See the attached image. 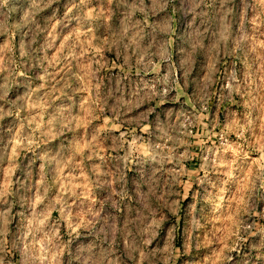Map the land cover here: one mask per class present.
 Masks as SVG:
<instances>
[{"label":"rangeland","instance_id":"obj_1","mask_svg":"<svg viewBox=\"0 0 264 264\" xmlns=\"http://www.w3.org/2000/svg\"><path fill=\"white\" fill-rule=\"evenodd\" d=\"M49 6L44 8L37 19L41 27L47 24L46 31L38 32L33 41V47L43 57L45 53L49 59H44L43 65L33 64L30 70L24 67L19 70L16 82L8 90V100L24 104V109L14 110L10 104L0 101V236L5 240L18 231L26 229L27 217L30 216L27 204L22 203L24 197H31L36 207H42L41 193L54 197V193L64 192L66 186L79 192L82 200H90L92 204L100 202L102 197L115 194L120 191L119 186L111 172H114L115 152L109 149L110 141L98 142L89 135L93 125L98 126L101 135L114 132L119 135L124 125L117 124L111 115L109 108H103V117L97 116L96 120L88 122L90 113L94 114L97 105L104 99L106 92L122 87L125 94H130L135 87L138 76L151 77L158 72H165L166 65L159 56H170L173 69L177 75H182L178 66L183 63L192 75L200 70L201 63L206 62L207 70L212 69L213 52L204 55L202 46L211 50L215 40H209L202 36V28L197 26L201 17L185 11L192 6L193 0H170L166 9H162L155 16H142L133 12V18H139L146 25H156V33L153 36H142L138 39L141 48L148 50L154 56L155 65L150 71L140 73L135 67V57L131 59L129 66L125 64L123 56H117L115 49H106L103 44L97 43V39L103 40L108 33L110 25L121 22L128 3L131 0H84L91 23L80 26L76 17L80 9L74 7L69 0H45ZM199 3L196 11L203 9L209 17L212 27L209 31L219 34L223 27L227 28V46L234 48L236 55L221 53L223 57L214 79L213 100L209 105V111L204 113L205 124L211 139L202 135L200 128L192 129L191 151L183 153V167L181 181L174 185L179 190V197L175 193L169 199V209H166L167 217L160 223L157 237H164L160 248H153L158 255H165L171 248L173 254L170 259H162L160 264H264V182L256 181L261 189L257 191L251 187L253 177L260 171H264V117L261 118L259 129L249 132L240 112L247 107L242 103L239 94H234L231 103L225 101L217 110V104L221 94H227L228 80L224 70L230 65H244L253 70L264 69V16L250 6V3L264 4V0H195ZM15 8L10 14L0 12V43L6 42L7 34L2 29L14 21H18L28 8V0H12ZM131 11V9H128ZM49 17L52 19L48 20ZM171 17V20H169ZM193 22L191 27L189 22ZM55 34V35H53ZM248 39L238 43L241 37ZM12 39L19 41L17 33H13ZM2 54V52H0ZM74 55L80 60L85 56H95V61L89 60L86 65L88 70L94 71L99 65H104L96 73L100 83L93 78L87 87H82L76 81L61 87L56 80L63 75L65 62H70L69 67L76 65ZM145 59H148L145 56ZM51 60V63H49ZM53 73V79L46 82L44 69ZM5 71H0V85L4 84ZM264 79V74L261 75ZM63 83V82H61ZM43 85V87H41ZM55 85V87H53ZM95 85V90L93 89ZM75 89V91H74ZM4 88L0 87V95ZM97 93L99 96H97ZM51 94L52 99H47ZM180 100L189 107L190 93L183 90V82L177 81L176 99L165 101V104L178 103ZM108 103H114L111 96ZM160 107V105H157ZM236 113L234 120L229 123L225 118L227 111ZM255 115V113H253ZM61 118L72 120L75 118L76 127L67 128L57 133ZM213 118L219 121V127L207 125V119ZM225 125L233 130L227 131L229 147L227 149L233 156L228 161L221 160L218 169L231 167L232 177L238 174L236 165L240 163L236 159L240 155V149L233 143L240 139L238 131L244 132L245 137L251 136L249 147L252 151H246L243 155V174L233 184L231 180L220 182L221 187L213 185L217 177H227L224 171L208 172L213 183L208 185L207 191H222L224 195L219 197V202L213 204L206 196L203 182L196 179L204 175L201 167L205 161L201 158L204 145L218 143V134ZM51 127V131L48 128ZM139 131H145L140 129ZM41 133L42 138H39ZM77 136L76 146V170L72 171L63 164L67 145ZM89 141L95 145L90 147ZM29 145V146H25ZM140 149L147 155V145L141 144ZM88 156L87 162L84 159ZM105 156L109 160H105ZM104 161V163H101ZM95 162L99 165L100 179L105 178L110 182L108 185L98 184L95 177L90 176L86 170V163ZM71 163V157H69ZM169 165L172 164L170 160ZM126 172V188L132 187V177L137 175L135 160L128 161ZM178 168L167 167L161 174L157 172L159 189L167 192L170 177ZM54 172H58L55 181L52 180ZM46 184L50 187L45 188ZM65 194H67L65 192ZM131 193H129L130 195ZM75 207L78 201L73 198L69 201ZM10 209V211H9ZM217 209H220L218 212ZM91 211V209H88ZM85 209L77 210L79 221L65 222L62 226L64 231L71 229L76 241L86 239L82 233L89 230L84 227L87 217ZM97 212L96 215H100ZM55 209L48 211L49 218L57 216ZM72 213H69L71 218ZM89 223H91L89 221ZM242 223L255 224L256 227L244 232ZM197 224L205 225L198 228ZM240 231L237 232V228ZM240 236L238 243H234ZM154 238V240L156 239ZM154 241H149L153 244ZM76 244L69 241L61 249V261L75 250ZM9 255L18 259V254L10 250ZM143 255V253H141ZM54 264V261L52 262Z\"/></svg>","mask_w":264,"mask_h":264},{"label":"clouds","instance_id":"obj_2","mask_svg":"<svg viewBox=\"0 0 264 264\" xmlns=\"http://www.w3.org/2000/svg\"><path fill=\"white\" fill-rule=\"evenodd\" d=\"M74 7L80 9L79 15L76 17L81 27L90 24V18L84 10L87 4L84 0H69ZM127 2V0H125ZM202 2V0H201ZM170 0H131L125 10L123 20L109 26L107 36L97 43L112 50L115 49L117 56H123L125 64L130 67L131 59L135 57V67L139 68L140 73L148 72L155 65L154 56L148 50L140 47L138 39L142 36H153L156 33V25H146L142 19L133 18L132 13L138 12L142 16H155L162 9H166ZM48 2L45 0H28V8L24 15L2 29V33L7 34L6 42L0 43V71H5L4 84L0 87L4 88V92L0 95V101H4L11 105L14 110L20 111L24 109L23 103L17 101H9L8 90L11 85L16 82L21 67L25 71L30 70L33 64L37 66L43 65L44 59H49L47 54L41 57L33 47V41L38 32L46 31L47 24L41 27L37 19L39 13L46 7ZM200 5L193 0L192 6L186 11L195 16L201 17L197 26L202 28V36H206L210 41L215 40L214 47L209 50L206 46H202L204 55L207 56L209 51L213 52L212 69L207 70L206 62L201 63L200 70L195 74H187L188 70L181 62L178 64L182 75L178 76L173 69L170 56H159V59L165 63L166 71L158 72L151 77L138 76L135 87L130 94H125L122 87L106 92L104 99L97 105L94 114L90 113L88 122L96 120L97 116L103 117L105 114L102 109L109 108L113 120L117 124L124 125L123 131L119 135L114 132H107L101 135L98 126L93 125L89 131V135L93 136L98 142L103 143L110 141L109 149L115 152L114 172L110 174L114 176L120 191L115 194H108L102 197V204L97 202L92 204L90 200H82L79 192H74L72 188H65L64 192L54 193V197L47 194V191L41 193L42 207H36L31 197H24L22 203L27 204L30 210V216L27 217L28 224L25 230L12 234L8 240L0 236V264H62L61 249L68 245L69 241L76 244L75 250L71 252L64 260L63 264H160L162 259H170L173 250L169 248L165 255H158L153 252V248H160L164 237H157L159 225L167 217L166 209H169V199L175 193L179 197V190L174 185H178L181 181V174L185 171L183 167H178L183 163V153L191 151L193 128H200L202 135L207 139H211L208 134V128L204 127V113L209 111V105L213 100V89L215 87L214 75L219 72L218 67L222 60L221 53L228 55H236L234 48L227 46V28L217 34L216 31H209L212 27L209 22L208 14L201 9L196 11ZM256 11L264 16V4L250 3ZM131 9V11H128ZM15 11L12 0H0V12L10 14ZM52 17H49L50 20ZM171 20V17H169ZM193 22H189L191 27ZM13 33H17L20 37L19 41L12 39ZM55 35V34H53ZM246 36L241 37L238 43L247 40ZM145 56L148 59H145ZM76 65L69 67L70 62H65L63 75L56 80V84L62 88L70 82L76 81L79 86L87 87L88 82L93 78L96 83L101 81L96 77V73L104 65H99L94 71L88 70L86 65L89 60L95 61V56H85L80 60L78 55H74ZM51 63V60H49ZM225 77L228 80L227 94H221L217 110L225 101L232 102L233 95L239 94L242 103L247 107L240 112V117L247 126L249 132L255 131L261 126V118L264 117V69L253 70L250 66L245 67L230 65L224 70ZM46 82L53 79V73L47 68L44 69ZM183 82V90L190 93V103L194 107H189L184 100L178 103L165 104V101L176 99L177 81ZM63 82V83H61ZM43 87V85H41ZM55 87V85H53ZM95 90V85H93ZM75 91V89H74ZM97 96L99 94L97 93ZM111 96L114 103H108V97ZM47 99H52L51 94ZM160 105V107H157ZM255 113V115H253ZM236 113L229 110L225 113V118L231 123ZM60 125L57 133L65 131L67 128H75V118L67 120L61 118L58 121ZM207 125L219 127V121L213 118L207 119ZM145 129V131H139ZM233 130L225 125L218 134V143L212 145H204L201 158L205 161L201 167L204 169L203 176H197L196 179L202 181V186L207 194L206 198L213 204L219 202V197L224 195L222 191H207L208 185L213 183V179L209 177L208 172L224 171L228 173L227 177H217L214 187L219 189L222 181L231 180L234 184L239 176L243 174V155L246 151H252L249 147L251 144V136L245 137L244 132L238 131L240 139L233 143L240 149V155L236 157L240 161L236 165L238 174L232 177L231 167L218 169L221 160L228 161L233 159L229 147V138L227 131ZM51 131V127L48 128ZM41 133L39 138H42ZM77 136H73L72 141L67 145V152L63 158V164L67 165L70 170H76L77 153ZM90 147L95 149L92 141H89ZM147 145L148 152L145 155L140 149V145ZM29 146V145H25ZM71 157V163H69ZM85 161L88 156L85 154ZM110 158L105 156V160ZM135 160L137 164V175L132 177V187L126 188L127 183L125 170L128 168V161ZM172 164L169 165V161ZM104 163V161H101ZM167 167L178 168L175 174L169 179V187L167 192H161L159 189L157 172L163 174ZM86 170L90 176L95 177L98 184L108 185L110 182L105 178L100 179L99 165L95 162L86 163ZM58 172H54L52 180L55 181ZM264 182V171L258 172L252 180L251 187L259 191L260 185L256 181ZM46 184L45 188L50 187ZM65 192L67 194H65ZM129 193H131L129 195ZM75 198L78 203L73 207L69 203ZM55 209L57 216L49 218L48 211ZM85 209L84 215L87 219L84 227L89 231L82 233L86 239L76 241L74 234L69 228L68 231L63 230L65 222L71 223L73 220L79 221L80 217L77 210ZM91 209V211H88ZM10 211V209H9ZM219 212L220 209H217ZM100 212V215H96ZM69 213H72L71 218ZM264 216V212H261ZM89 221L91 223H89ZM205 225L197 224L198 228ZM244 232L256 227L255 224L242 223ZM240 228H237V232ZM154 238H156L154 240ZM240 236H237L234 243H238ZM149 241H154L149 244ZM10 250L18 254V259L9 255ZM143 253V255H141Z\"/></svg>","mask_w":264,"mask_h":264}]
</instances>
